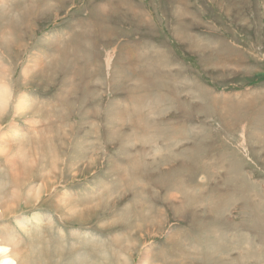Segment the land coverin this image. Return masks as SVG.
Instances as JSON below:
<instances>
[{
    "label": "rangeland",
    "instance_id": "rangeland-1",
    "mask_svg": "<svg viewBox=\"0 0 264 264\" xmlns=\"http://www.w3.org/2000/svg\"><path fill=\"white\" fill-rule=\"evenodd\" d=\"M11 1L0 129L34 132L0 225L25 264H264V0Z\"/></svg>",
    "mask_w": 264,
    "mask_h": 264
},
{
    "label": "bare ground",
    "instance_id": "bare-ground-1",
    "mask_svg": "<svg viewBox=\"0 0 264 264\" xmlns=\"http://www.w3.org/2000/svg\"><path fill=\"white\" fill-rule=\"evenodd\" d=\"M1 2H3V1H1ZM1 2H0V7L6 6L4 3H1ZM14 3L16 5H18L19 0H14ZM6 13H7V10L5 12L0 10L1 16H5ZM33 65H34V67H33ZM37 67H36V62L35 63L26 62L22 68V71H21V75L23 76L22 78L24 79V77L28 74V70L30 68H33L32 70H34V69L38 70L39 68H37ZM8 73H9V71H8L6 64L2 63V61L0 60V116H1V112L5 113V111L7 110L8 106H9V101H10L9 86L4 81V77H6L8 75ZM211 99H212L213 104H215L219 101L218 97H211ZM15 101L17 103V109L16 110H17L18 115H20L27 108L28 109L30 108V105H31L30 101L31 100L28 97L27 93H21L19 96H16ZM6 128H8V129L3 130V131H1V129H0V131H1V133H0V160H1V157H5L6 165H8V167H9V175H10L13 172L12 170L15 169L16 166L11 161H9L8 158L10 156L9 157L7 156L9 151L6 148V146H8V144L11 143V141L21 142V144L23 146L25 143H27L26 140L24 139L26 137V136H24V135H26V132L27 133H33L34 130H24L23 127L19 126L18 123H14V122L11 123L10 125H8V127H6ZM10 135H11V137H10ZM11 138H12V140H11ZM10 160H11V158H10ZM23 166H24L23 170L27 169V164L23 163ZM18 176H19V174H16V172H15L10 176V178H16ZM32 187L33 186H31L29 188H32ZM38 190H39V188H38ZM16 196H17V194L15 192H13L11 194V193H7V191L3 190L2 184L0 183V219L1 220L5 219L6 217L10 216L11 214L15 215V213L18 211L14 208V207H16V203H15L16 201H14L16 199ZM9 199H13V200L10 201ZM65 200H66V195L59 198V201H65ZM7 201H10V203L13 205L10 207L7 204ZM13 219H14V222H15L17 228L22 229L24 232L27 231L28 225L36 224V226H37V225L41 224V222H40L41 217H40L39 213H34L31 218L24 217V216H18V217L14 216ZM10 229H11L10 225L6 224L5 222H3L0 225V264H14V262H17V264H25L29 260V256L26 257L25 253L23 254V251L19 248L17 241L14 239L13 235H11ZM37 231L39 232L40 230L37 229ZM150 261H152V256L145 251L142 254V257L140 259L139 264H149ZM29 263L30 264L33 263L31 261V259H30Z\"/></svg>",
    "mask_w": 264,
    "mask_h": 264
}]
</instances>
